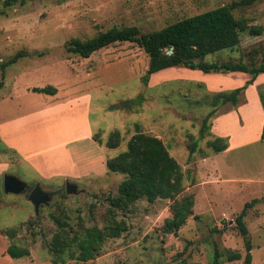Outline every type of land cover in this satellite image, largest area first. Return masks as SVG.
<instances>
[{
    "label": "rangeland",
    "instance_id": "rangeland-1",
    "mask_svg": "<svg viewBox=\"0 0 264 264\" xmlns=\"http://www.w3.org/2000/svg\"><path fill=\"white\" fill-rule=\"evenodd\" d=\"M236 1L17 0L0 13V178L12 174L31 187L39 183L46 191L66 182L83 190L76 194L62 190L35 213L24 193H6L0 187V264H174L178 258L209 264L215 245L242 254L241 259L220 264H244V238L235 218L244 203L254 198L259 200L244 221L252 245L251 264H264L260 99L264 73L239 95L236 106L218 105L207 122L209 128L201 134L213 94L232 90L238 82L243 85L249 74L173 66L152 73L144 83L149 56L135 43L110 44L87 58L66 49L71 38L85 40L112 27L131 25L148 33ZM233 13L248 22L239 45L205 59L258 65L264 61V0L238 6ZM23 50L31 55L2 68L3 62ZM47 85L54 86L56 93L33 91ZM80 118L87 119V126ZM114 130L120 132V144L108 148L106 141ZM137 130L160 138L179 163L183 191L176 198L193 196V215L177 234L162 231L174 199L148 202L142 198L124 210L112 208L106 200L117 196L124 179V174L107 170L106 160L126 150ZM89 132L99 133L101 142ZM216 135L228 142L217 153L206 145ZM191 140L197 144L192 154ZM55 218L63 222L69 236L91 233L92 259L77 261L68 252L54 257L49 243L61 230ZM116 221L125 228L121 234L101 237ZM11 229L13 236L7 234ZM10 244L27 248L28 254L12 258L7 253ZM73 248L77 250L76 245Z\"/></svg>",
    "mask_w": 264,
    "mask_h": 264
},
{
    "label": "trees",
    "instance_id": "trees-1",
    "mask_svg": "<svg viewBox=\"0 0 264 264\" xmlns=\"http://www.w3.org/2000/svg\"><path fill=\"white\" fill-rule=\"evenodd\" d=\"M257 0H239L230 5L216 7L192 16L179 19L159 30L142 33L137 26L112 27L106 31L99 32L96 36L85 40L71 38L66 42L68 52L87 58L93 52L117 42H132L137 44L149 56L148 67L144 83H147L152 73L158 72L173 66H181L189 69H198L203 72H243L250 75V78L239 87L228 91H219L213 94L212 109L202 119L200 133H204L209 126L207 122L215 116L217 107L220 104L230 103L236 106L239 102V95L244 93L246 87L252 84L258 75L264 73V61L255 64H246L243 61L234 60H214L207 61L205 58L209 54L216 53L223 49L231 50L240 43L241 32L247 28V20L238 18L233 10L238 6L251 5ZM17 3V0H2L0 13H5V9ZM172 49V53L167 51ZM31 55L26 51H19L6 62L1 64L6 66L15 63L18 59ZM2 82H0V87ZM33 91L42 92L49 95L56 93V88L52 85L35 87ZM132 99L125 104H132L139 101ZM264 109V97L260 95ZM211 126V124H210ZM120 132L114 130L110 133L106 146L115 148L120 144ZM92 138L96 142H101L100 134H93ZM264 139V128L261 134ZM212 152H220L228 147L225 137L213 136L206 143ZM189 153L196 151L197 144L191 140L188 145ZM106 168L109 172H119L124 174V179L118 185L117 196H108L106 200L112 208L119 210L126 209L130 204L145 198L148 202L157 199H174L171 216L166 218L162 225L165 234H177L178 230L186 223L188 217L193 215V196L185 194L179 199L177 195L183 191V173L179 163L169 154L168 147L156 136L137 130L128 140L126 150L120 152L113 158L106 160ZM259 199L254 198L245 202L242 210L236 215V227L238 233L244 238L245 256L244 264H251L252 245L248 236V229L244 221L248 209L252 208ZM60 231L56 232L49 243V249L54 257L60 258L62 253L68 252L77 261L86 262L95 255V247L90 234L80 237L77 234L69 236L63 229L64 224L59 218H55ZM121 222H114L100 236L118 237L124 230ZM15 230L7 232L13 236ZM95 235V234H94ZM104 239V238H103ZM102 240L99 238V241ZM77 246V250L73 248ZM7 253L12 258H20L28 254L27 248L16 244L7 247ZM183 252L177 253L181 257ZM242 258L238 250L219 249L216 245L213 248L212 259L209 264H220L222 261H236ZM57 261V260H56ZM174 264H197L186 259H177Z\"/></svg>",
    "mask_w": 264,
    "mask_h": 264
},
{
    "label": "water",
    "instance_id": "water-1",
    "mask_svg": "<svg viewBox=\"0 0 264 264\" xmlns=\"http://www.w3.org/2000/svg\"><path fill=\"white\" fill-rule=\"evenodd\" d=\"M172 47L167 51L168 54L172 53ZM0 187L6 193H24L34 206L35 213H38L39 207L42 204H47L53 195L64 190L67 194H76L79 191L74 183L66 182L60 188L53 191L43 190L39 183L31 187L26 182L20 180L12 174H5L0 178Z\"/></svg>",
    "mask_w": 264,
    "mask_h": 264
},
{
    "label": "crops",
    "instance_id": "crops-1",
    "mask_svg": "<svg viewBox=\"0 0 264 264\" xmlns=\"http://www.w3.org/2000/svg\"><path fill=\"white\" fill-rule=\"evenodd\" d=\"M243 73V72H242ZM237 76V75H236ZM239 83V82H238ZM236 84V86L234 87V88H236V87H239V84ZM242 86V85H241ZM234 88H232V89H234ZM218 92V91H217ZM50 105H52V104H50ZM50 105H47V106H50ZM47 109H50V107H48ZM80 120H81V123H82V125H84V126H87V124H88V122H87V119H85V118H80ZM213 133V132H212ZM214 134V133H213ZM91 138H92V136L93 135H91V132H89V134H88ZM217 136V135H216ZM78 140V139H77ZM68 141H65L64 143H63V145H65V146H67L68 145ZM45 150H47V149H44V151ZM41 153H42V151H41ZM36 154H38V153H36ZM35 166L38 168V166L35 164Z\"/></svg>",
    "mask_w": 264,
    "mask_h": 264
},
{
    "label": "flooded vegetation",
    "instance_id": "flooded-vegetation-1",
    "mask_svg": "<svg viewBox=\"0 0 264 264\" xmlns=\"http://www.w3.org/2000/svg\"><path fill=\"white\" fill-rule=\"evenodd\" d=\"M43 189V188H42ZM44 190V189H43Z\"/></svg>",
    "mask_w": 264,
    "mask_h": 264
}]
</instances>
